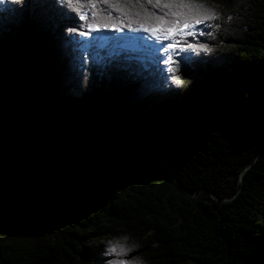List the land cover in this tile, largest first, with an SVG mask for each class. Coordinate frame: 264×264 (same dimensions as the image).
<instances>
[{
	"label": "trees",
	"instance_id": "16d2710c",
	"mask_svg": "<svg viewBox=\"0 0 264 264\" xmlns=\"http://www.w3.org/2000/svg\"><path fill=\"white\" fill-rule=\"evenodd\" d=\"M201 2L210 51L101 82L65 0L0 21V264H264V0Z\"/></svg>",
	"mask_w": 264,
	"mask_h": 264
},
{
	"label": "snow or ice",
	"instance_id": "6c2138e0",
	"mask_svg": "<svg viewBox=\"0 0 264 264\" xmlns=\"http://www.w3.org/2000/svg\"><path fill=\"white\" fill-rule=\"evenodd\" d=\"M8 2L9 0H0V5ZM11 2L18 3L19 0H11ZM65 3L83 22L78 28H68L69 33L88 37L91 33L105 30L120 32L122 27L127 28L131 33L144 32L154 38L152 43L156 52L163 53L157 55V61L169 65L164 69L168 73L177 71V67L172 66L176 64L173 56L177 54V49L192 52L210 51L205 44L188 43L185 39L187 36H195V32L198 31L196 25L213 20L217 16L216 11L207 7L201 0H65ZM100 4L106 5L107 8H100ZM148 5L151 8L147 7ZM152 9H159V14ZM112 12L116 15H112ZM123 39L135 41L139 37L129 36ZM165 40L169 43H159ZM169 78L177 85L182 83L178 75H171ZM130 250L120 245L111 248L110 252L117 257H124ZM112 264H131V262L118 258L112 261Z\"/></svg>",
	"mask_w": 264,
	"mask_h": 264
},
{
	"label": "rangeland",
	"instance_id": "374dc122",
	"mask_svg": "<svg viewBox=\"0 0 264 264\" xmlns=\"http://www.w3.org/2000/svg\"><path fill=\"white\" fill-rule=\"evenodd\" d=\"M213 6V5H211ZM30 8V0H19L18 3H15L12 6H10L9 3H6L5 5H0V21L1 20H7L12 19L15 20H27L28 17V10ZM11 20V19H10ZM214 26H217V24L214 23ZM196 29L198 31L195 32V36H187L185 39L188 43L195 44L194 39L199 38L201 36L202 29L199 28L198 25H196ZM86 30V29H85ZM78 34V33H77ZM142 35L140 32L137 34H131V32H113V31H102V32H94L91 33L88 37H79V45H80V61H81V68H94L93 72L95 73V76L97 77L98 81L101 82L107 81L109 78V72L107 70H111L114 68L113 64L118 63V59H121L122 57L127 60H132L136 58L137 54L140 56L139 61H145L147 59H151L153 61V64L159 65L162 67L167 68L169 65L164 63H158L157 61V55H163L156 52L154 47L151 45L152 42H150L147 38L149 36L141 37ZM134 36L139 37V39L135 41H129L127 39H123L125 37ZM14 38V36H12ZM121 38V39H117ZM83 41V43H81ZM90 41V43H88ZM149 41V42H148ZM167 42V41H166ZM169 43V42H168ZM131 47H136L139 50H130ZM148 47V51L146 49V53L142 48ZM119 56V58H117ZM192 56V52L190 50L188 51H179L177 49V54L173 56V59L176 61V63L179 60L188 59ZM132 57V58H131ZM146 57V58H145ZM138 59V58H137ZM162 64V65H161ZM117 67V66H116ZM166 72V71H165ZM95 95L94 96V102H97L100 97H104L108 94V90L105 87H95ZM72 97L80 98V96H76L75 94L69 95ZM81 99V98H80ZM90 99V100H92ZM82 100V99H81ZM91 108H94V105L91 106ZM41 232V230H38V233ZM1 236H5L6 240L5 243H15L17 246H24L29 245L32 242L35 241L36 235H33L31 231L28 232H14V233H4ZM38 236V235H37ZM102 243L106 244L104 241ZM126 260L130 261L131 264H134L132 261V258H127ZM101 264H107V260H101Z\"/></svg>",
	"mask_w": 264,
	"mask_h": 264
},
{
	"label": "bare ground",
	"instance_id": "6f19581e",
	"mask_svg": "<svg viewBox=\"0 0 264 264\" xmlns=\"http://www.w3.org/2000/svg\"><path fill=\"white\" fill-rule=\"evenodd\" d=\"M201 29V28H200ZM142 35H140L141 37H143L144 36V34H145V36H148V34H146V33H144V32H140ZM131 34H137V33H131ZM145 36H144V38H145ZM150 42H153V39L154 38H152V37H150L149 36V38H147ZM148 41V42H149ZM167 40H165V41H160L159 43H162V44H167L169 41H167ZM151 45L154 47V49H155V45H153V43H151ZM130 50H139V49H137L136 47H131L130 48ZM144 50H146V48L144 49ZM159 54H163V53H159ZM162 65V64H161ZM162 69L164 70V69H166L165 67H162Z\"/></svg>",
	"mask_w": 264,
	"mask_h": 264
},
{
	"label": "water",
	"instance_id": "95a60500",
	"mask_svg": "<svg viewBox=\"0 0 264 264\" xmlns=\"http://www.w3.org/2000/svg\"><path fill=\"white\" fill-rule=\"evenodd\" d=\"M1 71V70H0ZM164 168L167 170V175L169 176V178L171 179V181L180 189V187L178 186L177 182L175 181L174 177L172 176L171 171L164 165Z\"/></svg>",
	"mask_w": 264,
	"mask_h": 264
},
{
	"label": "clouds",
	"instance_id": "9594fccd",
	"mask_svg": "<svg viewBox=\"0 0 264 264\" xmlns=\"http://www.w3.org/2000/svg\"><path fill=\"white\" fill-rule=\"evenodd\" d=\"M109 264H112V262L110 261Z\"/></svg>",
	"mask_w": 264,
	"mask_h": 264
}]
</instances>
